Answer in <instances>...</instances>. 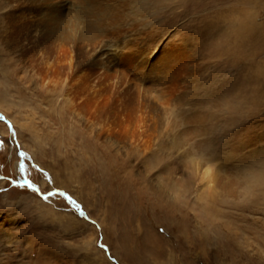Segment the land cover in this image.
I'll list each match as a JSON object with an SVG mask.
<instances>
[{"label": "rangeland", "instance_id": "1", "mask_svg": "<svg viewBox=\"0 0 264 264\" xmlns=\"http://www.w3.org/2000/svg\"><path fill=\"white\" fill-rule=\"evenodd\" d=\"M19 1L0 0V264H264V0H23L46 8L33 21L56 8L58 37L31 65L5 41L28 25ZM87 22L94 37L77 33ZM158 148L159 188L175 177L180 201L190 186L189 214L138 183ZM201 190L228 203L202 209Z\"/></svg>", "mask_w": 264, "mask_h": 264}, {"label": "bare ground", "instance_id": "2", "mask_svg": "<svg viewBox=\"0 0 264 264\" xmlns=\"http://www.w3.org/2000/svg\"><path fill=\"white\" fill-rule=\"evenodd\" d=\"M19 1V0H18ZM22 1V2H21ZM19 1L20 4L18 6V13L15 14V16H22V19L21 20L24 24L28 23V25L26 26V28H16L14 29L13 27L9 28V31H8V28H7V25L4 26V32L5 34L7 35L6 37V42H10L11 40H15L17 39L18 42L21 40L23 42H25V44L28 46V48H26L24 46L25 49L22 50L21 52V56L22 58L23 57H26L25 60L28 61V63L31 65V63H34L36 60H37V57H42L40 60H44V58H47L48 57V54L50 52V48L52 46V42H54V38L55 37H58V33H57V29L55 26H53L51 24V22L49 21V19H52L53 15H52V10L56 9V8H51V7H48L46 11H44V19L36 21V20H30L29 18H31V15L33 12L35 13H41L40 11L43 10V9H46L45 7H42L40 5V3H34L33 5L30 4V3H26V2H23V0ZM27 1V0H26ZM27 2H32V0H29ZM37 4V5H36ZM39 7L40 10L37 8ZM53 10V11H54ZM39 11V12H38ZM31 13V14H30ZM50 13H51V16H50ZM30 14V15H29ZM84 14H87V13H84ZM29 15V16H28ZM35 15V14H34ZM37 15V14H36ZM33 17V16H32ZM37 17V16H36ZM35 17V18H36ZM47 17V18H46ZM86 17V16H85ZM27 18V19H26ZM21 19V18H20ZM34 19V18H33ZM85 20V19H84ZM87 20V19H86ZM90 20V19H88ZM90 23V22H89ZM97 26V24H94ZM92 26H93V23H92ZM92 26H90L88 24V22L83 26V28H79L80 31H77L78 35L80 36H84V37H87V36H91L94 34V29L96 28H92ZM97 30V29H96ZM31 31V32H29ZM98 33V32H97ZM95 34L92 36L94 37ZM91 37V38H92ZM16 42V41H15ZM11 43V42H10ZM91 44V43H90ZM88 43V45H90ZM109 44V43H108ZM20 47H23L22 45H18ZM92 46V45H91ZM114 47V46H113ZM93 48V47H92ZM110 49V47L108 48ZM116 49V48H115ZM112 50V49H111ZM15 51V50H14ZM113 51V50H112ZM111 51V52H112ZM115 51V50H114ZM16 52V51H15ZM39 53V54H37ZM116 53V52H114ZM113 54V53H112ZM97 55V54H96ZM102 55V54H101ZM112 56V55H111ZM97 58V57H96ZM99 58V57H98ZM114 58V57H113ZM97 60V59H96ZM100 60V59H99ZM97 62V61H95ZM84 65L80 62V61H76V63L73 65L69 75H68V78H73L78 72L81 71V69H83ZM20 83L22 85H24V80L25 78H20ZM31 84V83H30ZM88 85V84H87ZM87 85H84L82 86L81 84V80L77 79L76 82L72 83L70 86H68V89L69 90V98H68V103L71 104L69 105L70 107V110H72L71 112L74 113L73 115L76 116L77 114L81 113V114H85L86 110H85V105H84V98L85 96H82L84 91L86 90L87 88ZM20 87V85H19ZM27 88V86H26ZM36 90H38V92H41L42 95L45 93L43 92L42 89H46V87H38L37 86V83H36V86L34 87ZM24 90V89H23ZM46 91V90H45ZM23 93L24 94V91H21L20 90V93ZM93 92V91H92ZM22 96V95H21ZM44 97H46V95H44ZM24 98V97H23ZM22 99V97H21ZM149 105V104H148ZM18 106L21 108L22 106H24V104L22 102H19L18 103ZM6 111V110H5ZM8 114L10 112H7ZM47 113V112H46ZM194 115V114H193ZM9 116L11 118H13L11 116V114H9ZM104 116L103 114L99 117H102ZM199 116V114H197L195 112V115L193 117H197ZM99 117H95L93 118V120H91L90 122L92 123L93 126H96L97 125V122L99 121L98 118ZM96 119V120H95ZM103 118H101L102 120ZM199 119V117H197V120ZM88 120V119H87ZM89 121V120H88ZM15 122V120H14ZM13 122V123H14ZM67 123V122H66ZM15 124V123H14ZM18 124V123H17ZM67 125V124H66ZM68 126L72 127L70 125V123H68ZM74 126V125H73ZM21 127L23 128V126L21 125ZM18 129V128H17ZM21 129V128H20ZM196 132V126L195 124L191 125L190 128L188 130H184V131H181V133H177L176 136H177V139H180L181 137H185V141L187 139V137L185 135H192ZM63 136H65V133L63 134ZM189 141V139H188ZM75 143L73 142V140H69L67 142V144H65L64 146L67 148V150L69 148H72L74 147ZM86 148L85 147H76L75 149V153L80 157V160L78 163H81L83 161V159H87L88 157L86 156ZM163 154V153H162ZM84 155V156H83ZM83 156V157H82ZM134 156V155H133ZM165 157V156H164ZM151 160H154L153 162L151 163H148L149 161ZM168 160V159H167ZM144 170H145V174L140 178V181L138 182L139 185H141V188L145 189V193L147 194H150L152 196H154L159 202L162 201L164 202L167 206H174V207H179L180 208V211L182 212H185L187 214H189L190 212V209L192 210L193 209V202H192V197H189V194H187V192L190 190V186L189 187H183L182 190H180L181 194L183 195V199L180 200V201H177L176 200V197H174V195L172 194V189L169 191L168 189H166L165 187H167V185H169V187L171 188H175L176 187V183H179L180 181L177 180V179H174L172 178L170 175H168L167 179H168V182L165 181H162L161 183L165 182L164 184H166L165 186L161 188H159V184H160V181H161V176H159L158 178V175H160L159 173L161 172V170H163L164 168H168V166H164L163 165V157L162 155L160 154L159 152V148L156 149V150H153L151 152V156L150 158H147L144 160ZM167 162V161H166ZM165 162V163H166ZM169 164V163H168ZM167 164V165H168ZM210 167V166H209ZM208 167V168H209ZM155 169L156 172H155V181L153 182V180H151L149 178V174H147V171H151L152 169ZM208 168H205L202 172V176L200 178V181L202 183H204L206 186H210V184L212 183V181H215L212 179L211 175L209 174L210 170ZM153 171V170H152ZM172 171V170H171ZM159 172V173H158ZM169 172V171H168ZM151 173V172H150ZM162 173V172H161ZM152 174V173H151ZM165 174H166V171H165ZM264 175V174H263ZM261 173H258L257 174V179L255 181V186L259 187L260 190H263L264 189V176H263ZM165 179V178H164ZM219 182V181H217ZM140 188V189H141ZM231 189V187H229ZM180 189V188H179ZM150 190V193H148V191ZM232 190V189H231ZM264 194V192H263ZM198 198H204L206 201L204 203V206L202 209L205 208V210H207V207L210 206V204H212V201L214 199H217V202L219 205H223L224 203H228L227 200H225L223 198V195H220L221 197L220 198H217V196H206L203 194L202 190L200 192L197 193L196 195ZM150 199V198H149ZM144 200V199H143ZM157 200H155L157 202ZM154 201V202H155ZM153 202V203H154ZM137 203V202H136ZM146 203V202H145ZM148 203H151V202H148ZM147 203V204H148ZM141 205V204H140ZM145 205V204H144ZM152 206V205H151ZM239 206V205H237ZM145 207V206H144ZM147 207V206H146ZM239 208V207H237ZM240 209V208H239ZM142 210V209H141ZM136 212H137V209H136ZM140 212V211H139ZM192 213H190L191 215ZM181 220V219H180Z\"/></svg>", "mask_w": 264, "mask_h": 264}, {"label": "snow or ice", "instance_id": "3", "mask_svg": "<svg viewBox=\"0 0 264 264\" xmlns=\"http://www.w3.org/2000/svg\"><path fill=\"white\" fill-rule=\"evenodd\" d=\"M21 156H23V153H21ZM20 168L22 171L24 170V164L23 163L20 164ZM49 195H51V193ZM45 199H47V197H45Z\"/></svg>", "mask_w": 264, "mask_h": 264}]
</instances>
